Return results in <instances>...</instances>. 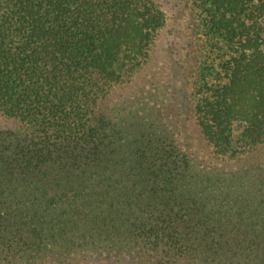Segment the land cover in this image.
<instances>
[{"label": "trees", "instance_id": "obj_1", "mask_svg": "<svg viewBox=\"0 0 264 264\" xmlns=\"http://www.w3.org/2000/svg\"><path fill=\"white\" fill-rule=\"evenodd\" d=\"M193 2L218 54L194 73L193 117L238 160L264 144V0ZM163 25L152 0H0V115L18 125L0 130L1 264H264V180L236 191L105 111Z\"/></svg>", "mask_w": 264, "mask_h": 264}, {"label": "rangeland", "instance_id": "obj_2", "mask_svg": "<svg viewBox=\"0 0 264 264\" xmlns=\"http://www.w3.org/2000/svg\"><path fill=\"white\" fill-rule=\"evenodd\" d=\"M152 1L162 10L164 25L156 34L147 62L106 98L107 115L129 136L155 126L189 157L196 172L231 180L236 191H243L247 185L239 178L264 180V144L241 159H221L212 153L195 123L194 73L208 58L218 63V54L210 52L204 38L199 9L193 0ZM7 129H18V125L0 115V130ZM234 261L244 264L242 257L241 262ZM66 264L114 263L86 254Z\"/></svg>", "mask_w": 264, "mask_h": 264}]
</instances>
